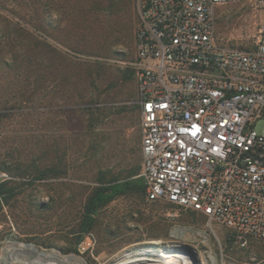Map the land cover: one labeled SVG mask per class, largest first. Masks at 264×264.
<instances>
[{"label": "built area", "instance_id": "built-area-1", "mask_svg": "<svg viewBox=\"0 0 264 264\" xmlns=\"http://www.w3.org/2000/svg\"><path fill=\"white\" fill-rule=\"evenodd\" d=\"M232 1L138 0V177L147 202L205 215L204 227L175 231L184 230L209 248L213 223L232 231L242 247L264 242V25L252 49L223 43L217 12ZM245 1L264 10V0ZM12 243L85 264L88 257L96 258L98 247L90 232L75 251L65 253L23 238L11 224L0 241V264H17L23 257L12 255ZM161 245L151 242L142 250L162 252L156 247Z\"/></svg>", "mask_w": 264, "mask_h": 264}, {"label": "rangeland", "instance_id": "rangeland-1", "mask_svg": "<svg viewBox=\"0 0 264 264\" xmlns=\"http://www.w3.org/2000/svg\"><path fill=\"white\" fill-rule=\"evenodd\" d=\"M56 1L60 2L62 9L53 8L49 13V34L30 26L36 34L54 48L69 54L72 60L100 61L111 72L126 67L137 70V41L132 45L125 31L132 25L137 33L140 23L138 0H135V15L127 8L117 13L102 12L98 36L92 37L89 43L79 32L82 30L79 26L82 16L78 19L76 15L68 17L65 14L67 0ZM10 7L13 5L10 4ZM263 25L264 10L245 0L232 1L221 6L217 12L218 37L230 46L254 48ZM111 26V32L118 28L122 32L109 37L112 45L108 47V36L102 34ZM50 90H63V86H53ZM132 90L130 88L128 92ZM52 97L49 98L50 102ZM123 99L124 102L116 103L108 118L94 126L87 122L88 115L83 107L67 106L64 100L53 98L54 104L48 103L38 109L39 119L48 120V135L51 138L47 144L50 146L60 139L65 148L73 145L62 155H66L65 160L76 168H71L69 176L60 180L28 186L16 200L5 205L0 213V223L4 225L0 241L8 232L9 225L13 224L23 238L70 253L68 249L74 246L68 235L70 238L75 236L70 234L71 230L80 221L90 189L97 186L95 180L102 172L107 174L106 180H109L123 171L142 166L139 105L137 98L130 100L129 96L119 97L120 101ZM34 127L33 122L26 123L23 118L5 120L0 124V145L8 144V138L10 143L15 135L13 131L22 133L34 130ZM258 129L261 130L262 125ZM0 173L6 174L0 183L13 179L1 169ZM97 219L98 225L93 231L98 239L96 258L88 257V264H120L129 253L139 252L155 241H162L161 246H156L158 249H164L167 245H190L198 252L203 264H211L210 255L216 258L217 264H264L263 241H252L247 247H242L232 231L217 223L212 224L211 248L201 244L199 238L188 232L177 236L174 233L176 228L204 227L208 218L202 213L193 216L191 211L168 202L149 203L134 197H121L105 208ZM233 238L235 242L232 243Z\"/></svg>", "mask_w": 264, "mask_h": 264}, {"label": "trees", "instance_id": "trees-1", "mask_svg": "<svg viewBox=\"0 0 264 264\" xmlns=\"http://www.w3.org/2000/svg\"><path fill=\"white\" fill-rule=\"evenodd\" d=\"M65 7L68 17L76 15L78 19L82 16L81 24H76L81 27L79 32H82L88 43L92 37L98 36L96 34L99 33L98 23L102 22V12L117 13L127 8L134 15L136 13L135 0H67ZM53 8L61 10L60 2L0 0V124L16 118L35 124L34 130L22 133L13 131L15 135L10 143L8 138V144L0 145V169L13 178L0 183V213L5 205L23 194L28 186L42 181L60 180L69 176L71 168H76L65 160L66 155H62L73 145L65 148L60 139H56L55 144L50 146L47 144L51 138L48 135V120L45 122L39 119L38 109L48 103L54 104L53 98L64 100L67 106L83 107L88 115L87 122L94 126L112 114L116 103L125 101H120L119 97L129 96L130 100H138V71L135 68H119L111 72L100 61L72 60L69 54L54 48L30 28L32 26L49 34L47 26ZM15 18L25 22L16 21ZM118 29L111 32V26L102 34L108 36V47L112 45L109 37L122 32ZM125 32L134 45L138 30L136 33L130 25ZM53 86H63V90L51 91ZM134 87L136 89L132 90ZM130 88L132 91L128 92ZM50 96H53L51 102ZM123 172L109 180H106L107 174L102 172L95 180L97 186L90 189L80 221L71 230L70 234L75 236L70 238L68 235L74 247L67 252L75 251L84 235L96 229L98 216L116 199L128 196L147 200L146 186L138 177L141 167ZM191 212L193 216L198 213Z\"/></svg>", "mask_w": 264, "mask_h": 264}, {"label": "bare ground", "instance_id": "bare-ground-1", "mask_svg": "<svg viewBox=\"0 0 264 264\" xmlns=\"http://www.w3.org/2000/svg\"><path fill=\"white\" fill-rule=\"evenodd\" d=\"M175 232L176 235L183 236L185 231L176 230ZM152 243L160 245L162 241H155ZM9 247L15 258L17 256H23L21 259L19 257L16 258L19 260L20 264H85L84 261L77 257H64L58 252L40 251L33 245L17 246L12 243ZM172 247L176 246L165 247L162 252L156 249L141 250L137 253L131 252L125 256L124 261L120 264H196V262L185 253L183 247L180 246L178 249ZM173 249H176V253ZM147 254L156 255L157 258H145ZM26 255L28 257H26ZM137 255H139L140 258ZM209 258L211 259V264H217L215 257ZM203 263L204 261L201 259L199 264Z\"/></svg>", "mask_w": 264, "mask_h": 264}, {"label": "water", "instance_id": "water-1", "mask_svg": "<svg viewBox=\"0 0 264 264\" xmlns=\"http://www.w3.org/2000/svg\"><path fill=\"white\" fill-rule=\"evenodd\" d=\"M181 247H183V249L185 250V253L188 256H190V258L193 259L196 262V264L200 263L201 260L199 258V254L192 246L187 245V244H182ZM175 253H176V251H175Z\"/></svg>", "mask_w": 264, "mask_h": 264}]
</instances>
